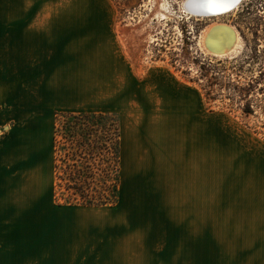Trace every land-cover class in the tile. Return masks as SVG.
<instances>
[{
  "label": "crops",
  "instance_id": "crops-1",
  "mask_svg": "<svg viewBox=\"0 0 264 264\" xmlns=\"http://www.w3.org/2000/svg\"><path fill=\"white\" fill-rule=\"evenodd\" d=\"M44 5L0 0V129L43 116L50 101L92 98L120 60L113 15L46 14ZM123 117L118 201L72 205L54 189L0 188V264H264V190H205L200 148L189 147L190 138L183 147L180 122L172 121L174 134L163 120ZM151 125L166 162L150 155ZM159 161L166 174L152 186L143 166Z\"/></svg>",
  "mask_w": 264,
  "mask_h": 264
},
{
  "label": "rangeland",
  "instance_id": "rangeland-1",
  "mask_svg": "<svg viewBox=\"0 0 264 264\" xmlns=\"http://www.w3.org/2000/svg\"><path fill=\"white\" fill-rule=\"evenodd\" d=\"M183 1L41 0L45 5L40 12L46 14L113 15L111 36L117 39L120 60L106 69L108 83L95 85V94L84 103L50 101L43 116L9 121L0 129V141L7 136L9 142L6 159L0 142V188L54 189L57 112L105 109L119 120L120 129L124 111H133L139 119L163 120L174 134L172 121L180 122L183 147L190 138L189 147L200 148L205 190H264V0H241L237 8L214 17L189 15ZM217 22L229 24L239 36L235 49L221 56L204 45L208 29ZM248 107L253 112H246ZM152 126V142L155 136L159 142L162 136L154 134L158 127ZM176 136L174 149L180 143ZM155 143L150 155L157 152L166 162L165 143ZM165 162L143 166L142 177L152 180L148 184L164 179ZM167 168L171 172V166Z\"/></svg>",
  "mask_w": 264,
  "mask_h": 264
},
{
  "label": "trees",
  "instance_id": "trees-1",
  "mask_svg": "<svg viewBox=\"0 0 264 264\" xmlns=\"http://www.w3.org/2000/svg\"><path fill=\"white\" fill-rule=\"evenodd\" d=\"M246 112L253 111L248 107ZM56 116V198L72 205L115 204L120 191L119 120L105 112L60 111Z\"/></svg>",
  "mask_w": 264,
  "mask_h": 264
},
{
  "label": "water",
  "instance_id": "water-1",
  "mask_svg": "<svg viewBox=\"0 0 264 264\" xmlns=\"http://www.w3.org/2000/svg\"><path fill=\"white\" fill-rule=\"evenodd\" d=\"M241 0H211V4L209 6H211L212 9H210V11H206L205 5L207 2L206 0H202L201 1H197V3L195 4H191V1H187L186 0V4L187 6H189L190 8H195L193 10V13H196L197 15H211L214 12L220 13L221 11L225 10L226 8H230V7H234V5L240 3ZM217 3H222L221 5H219V7H215L217 5ZM196 6V7H195ZM197 8V10H196ZM192 11V10H189ZM228 28V27H227ZM218 29L219 33H223L224 31L222 30L221 27H214V29L211 30V32L207 35V39H206V44L208 47V50L211 53H215V54H220V53H225L227 51H230L231 46H232V42L235 39L234 36V32L232 29L229 28V33H230V38H223V34L219 35L217 34L216 36H214V31Z\"/></svg>",
  "mask_w": 264,
  "mask_h": 264
},
{
  "label": "bare ground",
  "instance_id": "bare-ground-1",
  "mask_svg": "<svg viewBox=\"0 0 264 264\" xmlns=\"http://www.w3.org/2000/svg\"><path fill=\"white\" fill-rule=\"evenodd\" d=\"M187 1H191V4H195V3H197V1H201L202 2V0H187ZM207 2H205L206 3V5H205V8H206V11L208 12V11H210V9H212L211 8V6H209L210 4H211V0H206ZM241 2V1H240ZM222 3H217V5L215 6V7H219V5H221ZM165 5V4H164ZM239 5V3L238 4H236V5H234V9L237 7ZM196 7V6H195ZM220 8V7H219ZM232 7H230V8H226L225 10H223V11H221L220 13H217V12H214V13H212L211 15H197L196 13H193V10L195 9V8H190L189 6H187V4H186V0H184L183 1V9H185V11L187 12V13H189V15H196L197 17H211V16H219V15H222V14H225V13H227V12H229V11H231L232 9H233ZM189 10H192V11H189ZM196 10H197V8H196ZM214 27H221L222 28V30L224 31L223 33H219L218 32V29H216L215 31H214V36H216L217 34H219V35H221V34H223V38L225 39V38H227V39H229L230 38V33H229V28L230 29H232L233 30V32H234V36H235V39H234V41L232 42V46H231V50L232 49H235V47H236V45H238V43H239V41H238V38H239V36H238V33H237V30H235L232 26H230L229 24H227V23H225V22H217V23H215L214 25H212V27L210 26V28L208 29V31H207V33H206V35H205V40H204V45H205V47H206V49H208V47H207V44H206V39H207V35L211 32V30L212 29H214ZM228 27V28H227ZM230 50V51H231ZM209 51V50H208ZM230 51H227V52H225V53H220V54H215V53H213V54H215V55H218V56H221V55H225V54H227V53H229Z\"/></svg>",
  "mask_w": 264,
  "mask_h": 264
},
{
  "label": "flooded vegetation",
  "instance_id": "flooded-vegetation-1",
  "mask_svg": "<svg viewBox=\"0 0 264 264\" xmlns=\"http://www.w3.org/2000/svg\"><path fill=\"white\" fill-rule=\"evenodd\" d=\"M237 7H238V6H237ZM237 7H236V8H237ZM233 9H234V8H233ZM233 9H232V10H233ZM232 10H231V11H232ZM229 12H230V11H229Z\"/></svg>",
  "mask_w": 264,
  "mask_h": 264
}]
</instances>
